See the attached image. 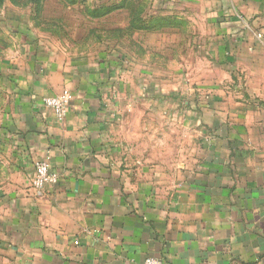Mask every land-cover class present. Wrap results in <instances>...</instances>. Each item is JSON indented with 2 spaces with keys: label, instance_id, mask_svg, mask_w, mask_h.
<instances>
[{
  "label": "crops",
  "instance_id": "crops-1",
  "mask_svg": "<svg viewBox=\"0 0 264 264\" xmlns=\"http://www.w3.org/2000/svg\"><path fill=\"white\" fill-rule=\"evenodd\" d=\"M155 5L152 27L179 36L151 58L136 41L77 62L26 20L3 24L0 264H264V0ZM198 24L212 30L193 46ZM64 93L59 121L42 98ZM157 128L179 139L144 160L136 138ZM46 158L57 179L37 191Z\"/></svg>",
  "mask_w": 264,
  "mask_h": 264
},
{
  "label": "rangeland",
  "instance_id": "rangeland-1",
  "mask_svg": "<svg viewBox=\"0 0 264 264\" xmlns=\"http://www.w3.org/2000/svg\"><path fill=\"white\" fill-rule=\"evenodd\" d=\"M157 2L158 0H0V58L14 53L15 47L10 35L12 32L3 24L7 19L14 20L17 17L29 22L33 32L43 43L54 46L59 54L61 51L65 52V55L77 62H96L104 57L127 54L131 48L135 49L136 41L145 48L147 58H151L150 54L155 48H159L158 52L164 54L168 50V43L177 41L179 35L175 34L176 27L160 26L163 28H158L160 32L152 27L154 16H167V9L156 7ZM192 13L194 14L191 16H196L200 12L195 9ZM137 20L142 23L140 29L136 28ZM211 30L205 25L188 26V36L193 46L201 43L200 37L206 39ZM159 62L164 63L162 60ZM176 67L175 64L174 68ZM167 70L168 68L165 71ZM4 102V92L0 89L1 114L3 107L5 108ZM151 108L139 107L134 111L149 114L153 112ZM163 124L159 128L166 131ZM159 128L150 133L145 130L142 137L136 138L145 148L144 160L168 159L165 157L171 155V148L176 145L174 141L179 139L165 136L166 134L158 139L161 132ZM132 139L135 141V138Z\"/></svg>",
  "mask_w": 264,
  "mask_h": 264
},
{
  "label": "built area",
  "instance_id": "built-area-1",
  "mask_svg": "<svg viewBox=\"0 0 264 264\" xmlns=\"http://www.w3.org/2000/svg\"><path fill=\"white\" fill-rule=\"evenodd\" d=\"M70 98L67 93L59 96L44 97L42 98V104L44 107L52 110L57 120L62 121L67 112V107ZM35 177L32 181L33 189L37 191L43 190L47 185L55 184L57 176L50 170L49 162L46 159L39 160L34 165ZM143 264H162L160 260L147 257L143 261Z\"/></svg>",
  "mask_w": 264,
  "mask_h": 264
},
{
  "label": "trees",
  "instance_id": "trees-1",
  "mask_svg": "<svg viewBox=\"0 0 264 264\" xmlns=\"http://www.w3.org/2000/svg\"><path fill=\"white\" fill-rule=\"evenodd\" d=\"M136 25V24H135ZM139 26H136V28H138Z\"/></svg>",
  "mask_w": 264,
  "mask_h": 264
}]
</instances>
